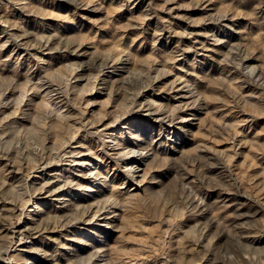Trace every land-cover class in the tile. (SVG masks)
<instances>
[{"label":"rangeland","instance_id":"1","mask_svg":"<svg viewBox=\"0 0 264 264\" xmlns=\"http://www.w3.org/2000/svg\"><path fill=\"white\" fill-rule=\"evenodd\" d=\"M97 263L264 264V0H0V264Z\"/></svg>","mask_w":264,"mask_h":264},{"label":"bare ground","instance_id":"2","mask_svg":"<svg viewBox=\"0 0 264 264\" xmlns=\"http://www.w3.org/2000/svg\"><path fill=\"white\" fill-rule=\"evenodd\" d=\"M155 106V105H154ZM150 114H153L150 113ZM159 116V115H158ZM157 115H154L151 117L152 121L151 122H148L146 125H144V127L142 126L141 127V130L143 131L142 133L143 134H146V133H150L153 129V126H154V122L158 121L157 120ZM162 117V116H161ZM180 122V121H179ZM170 125V124H169ZM177 126V125H176ZM126 127V126H124ZM180 128V127H179ZM177 129V128H176ZM174 136V135H173ZM173 142V141H172ZM139 147V146H137ZM132 148V147H131ZM136 146H134V148L132 149H129L127 151H124L122 153V162H121V166L125 172V174L130 177V178H133L136 180L137 183H139L140 181H142L144 175H145V169L144 168H140V165H142L147 159L150 158V154L148 153V151H145V152H138V150L140 149H135ZM141 148V147H140ZM112 150V149H111ZM113 161V160H112ZM76 163L82 167H85L87 164L90 163V161H88V159H78L76 161ZM86 169V168H85ZM90 171L89 172H93L92 169H89ZM84 173V172H83ZM97 173V172H96ZM96 173H94V175H96ZM87 179H89L90 176H86ZM100 179V178H99ZM101 182V181H100ZM102 183V182H101ZM140 184H137L134 189H137V187H139ZM134 192V191H133ZM98 196V195H97ZM112 221V220H111ZM114 221V220H113ZM107 223H110V221H105V224ZM108 225V224H107ZM110 225V224H109ZM111 226V225H110ZM107 227V226H106ZM21 230L18 229V230H14V232H17L19 233ZM22 237V236H21ZM23 239V238H22ZM21 243V242H19ZM17 244V243H16ZM13 246V245H12ZM96 263V262H95ZM98 264V263H97Z\"/></svg>","mask_w":264,"mask_h":264}]
</instances>
